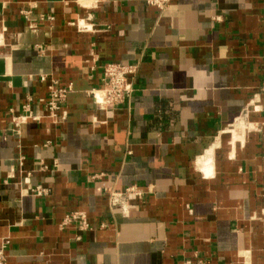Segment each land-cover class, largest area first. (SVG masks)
<instances>
[{"label": "crops", "instance_id": "obj_1", "mask_svg": "<svg viewBox=\"0 0 264 264\" xmlns=\"http://www.w3.org/2000/svg\"><path fill=\"white\" fill-rule=\"evenodd\" d=\"M0 36L7 264H264V0H0ZM106 63L137 74L102 111L88 91ZM42 75L73 85L68 118L12 132L28 96L44 113ZM134 185L144 198L112 209ZM74 212L91 229H62Z\"/></svg>", "mask_w": 264, "mask_h": 264}, {"label": "built area", "instance_id": "obj_2", "mask_svg": "<svg viewBox=\"0 0 264 264\" xmlns=\"http://www.w3.org/2000/svg\"><path fill=\"white\" fill-rule=\"evenodd\" d=\"M101 0H94L99 2ZM171 0H146L147 5L164 11L170 4ZM78 28L82 31H92L90 25L84 22H78ZM96 56V55H95ZM93 56V61L96 58ZM96 69L93 66L92 70ZM137 74V66L123 65L118 63H106L102 66V87L93 88L88 91V95L92 98L97 108L102 111H108L118 106L125 104L134 92L133 80ZM41 82H48L47 96L37 100V105L43 110V114H39L34 110V99L28 96L26 102L20 106L18 113L14 110L10 111L11 123L13 125L12 132H19L22 125L29 122H40L43 118L52 120L56 125L63 124L68 118V113L65 110V105L69 95L73 92V85L68 84L62 86L58 79L52 75H42L39 77ZM261 91L264 93V81L261 86ZM41 170L48 169L43 163L40 164ZM20 167L24 172V159L20 160ZM31 172L26 174L23 179L25 185L30 184ZM34 196L41 197L48 194V191L42 186H37L31 189ZM145 191L134 185L126 188L122 192L110 190L108 192V202L112 209H120L122 212L127 213L130 207V202L133 200L143 199ZM77 225L79 230L86 231L91 229L88 223L87 215L84 213L74 212L64 218L60 227L70 225ZM80 240V237L77 238ZM10 245L9 240H3L0 243V264H7V249ZM183 264H207L202 259L186 260Z\"/></svg>", "mask_w": 264, "mask_h": 264}, {"label": "rangeland", "instance_id": "obj_3", "mask_svg": "<svg viewBox=\"0 0 264 264\" xmlns=\"http://www.w3.org/2000/svg\"><path fill=\"white\" fill-rule=\"evenodd\" d=\"M1 37V36H0ZM0 40H3V38H0Z\"/></svg>", "mask_w": 264, "mask_h": 264}, {"label": "bare ground", "instance_id": "obj_4", "mask_svg": "<svg viewBox=\"0 0 264 264\" xmlns=\"http://www.w3.org/2000/svg\"><path fill=\"white\" fill-rule=\"evenodd\" d=\"M1 41V40H0ZM1 43H2V41H1Z\"/></svg>", "mask_w": 264, "mask_h": 264}]
</instances>
